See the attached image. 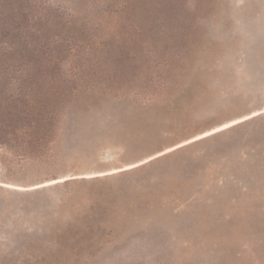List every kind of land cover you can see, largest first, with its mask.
<instances>
[{
  "label": "rangeland",
  "instance_id": "1",
  "mask_svg": "<svg viewBox=\"0 0 264 264\" xmlns=\"http://www.w3.org/2000/svg\"><path fill=\"white\" fill-rule=\"evenodd\" d=\"M0 264H264V0H0Z\"/></svg>",
  "mask_w": 264,
  "mask_h": 264
},
{
  "label": "snow or ice",
  "instance_id": "2",
  "mask_svg": "<svg viewBox=\"0 0 264 264\" xmlns=\"http://www.w3.org/2000/svg\"><path fill=\"white\" fill-rule=\"evenodd\" d=\"M255 115H261V113H253V116H255ZM229 119H230L231 122H228V121L226 120V121L223 123V129H228V128L235 127L236 125H239V124L243 123L244 121H247V120L252 119V116L244 115L242 119H237V118H234V117L229 118ZM221 130H222V129H220V128L215 129V131H217V132H218V131H221ZM213 134H214V133L205 132L203 137H201V136H199V135L195 136V140H200V139L206 138L207 136H209V135H213ZM187 142H188V143H193L194 140H189V141H187ZM170 150H171V149H170ZM5 187H9V185L6 184ZM20 190L22 191L23 189H20Z\"/></svg>",
  "mask_w": 264,
  "mask_h": 264
},
{
  "label": "bare ground",
  "instance_id": "3",
  "mask_svg": "<svg viewBox=\"0 0 264 264\" xmlns=\"http://www.w3.org/2000/svg\"><path fill=\"white\" fill-rule=\"evenodd\" d=\"M231 122V121H230ZM217 128H220V129H222V130H225V129H223V124L222 125H220V126H218ZM217 128H214V129H212V131H208L209 133H216L217 131H215V129H217ZM221 130V131H222ZM200 136L201 137H203L204 136V134H200ZM210 136V135H209ZM58 182H61V180H53V181H49V182H47V183H45V184H41L40 186H38L37 188H39V187H41V186H49V185H53V184H55V183H58ZM9 187H15V186H13V185H9Z\"/></svg>",
  "mask_w": 264,
  "mask_h": 264
}]
</instances>
